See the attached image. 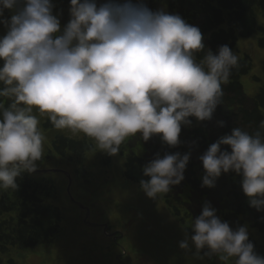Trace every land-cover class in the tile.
Listing matches in <instances>:
<instances>
[{
    "label": "clouds",
    "instance_id": "clouds-1",
    "mask_svg": "<svg viewBox=\"0 0 264 264\" xmlns=\"http://www.w3.org/2000/svg\"><path fill=\"white\" fill-rule=\"evenodd\" d=\"M23 4L17 9V5ZM52 0H0V189H16L23 172H35L43 158L44 135L33 115L47 113L57 130L92 138L100 151L117 155L139 134L180 143L182 126L211 120L239 57L223 45L204 52L198 27L179 15L153 12L144 4L71 0V19L61 26ZM5 10L13 12L10 19ZM230 147L231 152L222 150ZM204 187L222 175H241L250 205L264 208V121L249 134L239 127L210 145L200 157ZM190 154H159L143 169L141 190L152 199L184 180ZM190 237L180 243L197 257L217 256L224 264H264L246 227L233 230L206 203ZM206 250V251H205Z\"/></svg>",
    "mask_w": 264,
    "mask_h": 264
},
{
    "label": "rangeland",
    "instance_id": "rangeland-1",
    "mask_svg": "<svg viewBox=\"0 0 264 264\" xmlns=\"http://www.w3.org/2000/svg\"><path fill=\"white\" fill-rule=\"evenodd\" d=\"M101 1L104 4V0H99V3ZM108 2L109 0L106 3ZM112 2L119 3L116 0ZM99 3H97L98 6ZM52 4L54 5L53 14L60 19L61 26L67 25L71 19V0H52ZM160 5L161 10L164 11L167 0H160ZM3 29V34L6 35L7 29L4 25ZM256 37L253 36L248 40L237 39L233 51L239 57V62L245 55L249 56V60L251 59L253 69L251 68V73L242 80L249 96H253L258 91V86L253 82L252 77L264 76V70H260L264 61V48L258 46L259 38ZM262 81L264 82V77ZM32 114L39 120V128L44 135L43 158L37 163L36 170L60 172L41 175L26 171L21 175H28L31 178L44 176L48 180L52 179L51 182L55 184V193L50 201L59 206L65 215L61 223L63 232L53 240L52 244L37 247L36 250L35 248L29 250L12 248L7 255L3 256L4 262L14 259L17 264H99L95 254L102 253L107 260H113L112 264H208L204 259L197 257L195 246L190 240L189 251L180 248V243L186 239V231L191 228L194 219L202 214V209H195L197 213L194 217L185 220V224L180 226L166 204V195L172 198L181 195L182 202L200 198L204 205L211 203V207L216 210L222 221L229 223L233 230L246 227L249 237L264 249V231L253 228L252 224L244 220L235 219L233 222V218L228 219L224 216L229 214V208L233 206V199L230 197L233 177L229 173L222 174L216 180L215 187H204V193L193 191L188 185V177L184 175V180L179 185L173 186L170 192L152 199L135 185L126 182L122 178V173L125 159L130 155L143 158L147 165L158 154L163 157V154L172 146L163 142L159 136H153L147 142H144L139 134L130 136L124 141L125 148L120 149L117 155H112V165L104 168L103 164H94L95 160L97 163L100 162V157L91 156L90 164L94 165L89 167L85 160L78 156L68 160L55 152H48V148H51L53 130L71 138L83 137L85 134L74 133L70 129L57 130L52 123L49 128H45V123L49 119L48 114H41L36 109ZM208 122L218 123L215 119ZM90 141L96 143L92 138ZM95 147H97L96 153L104 156L97 144ZM204 153L202 149L194 147L185 150V154H190V162L193 163L196 175L200 178L206 175L200 159ZM85 165V168L92 173L91 175L86 173L87 178L81 181L77 171ZM66 173L74 178L71 189L73 198L88 207L83 211L70 202L67 192L69 181ZM233 179L242 183L243 177ZM4 191L7 190L4 189ZM186 212L187 209H184L183 215ZM105 225L108 228H104ZM131 226L133 230H129ZM118 231H122L123 239L114 241L113 237L118 234ZM126 235L129 237L125 238ZM133 243L137 244L143 252L139 253L135 250ZM219 262L222 263L220 260ZM229 264H234V261H230Z\"/></svg>",
    "mask_w": 264,
    "mask_h": 264
},
{
    "label": "trees",
    "instance_id": "trees-1",
    "mask_svg": "<svg viewBox=\"0 0 264 264\" xmlns=\"http://www.w3.org/2000/svg\"><path fill=\"white\" fill-rule=\"evenodd\" d=\"M120 1L132 4L142 3L153 12L162 11L160 0H142L140 3L132 0ZM96 2L99 3V0ZM99 4L102 5V1ZM22 7V3L17 5V9ZM164 12L179 15L186 23L200 29L204 37L205 50L198 54V60L203 58L207 50L218 54L219 48L223 45L229 46L234 51L238 38L247 39L258 35L260 37L259 44L264 47V24L259 20L260 14L264 17V0H167ZM12 14L13 12L5 10L4 17L10 19ZM3 33V24L0 23V37L4 36ZM249 70L250 66L244 60L240 66L232 70L229 82L222 85L223 97L212 117L218 123H209L208 120L198 121L195 117H191V124L182 126L180 143L175 147L168 148L163 156L177 153L183 156L185 150L191 147L206 152L210 145L216 143L221 137L230 135L233 129L238 127L249 134H254L259 129L260 122L264 121V82L258 87L256 94L248 96L244 91L241 78L246 76ZM259 80L261 78L257 77L256 81L260 82ZM2 87L4 85L0 84V88ZM13 102L14 98L0 97V105H3L4 108H8ZM50 125L51 122L48 120L45 123V128ZM53 139L52 147L62 158L71 160L75 156L86 157L85 161L90 163L91 158L89 159V157L99 156L100 164L106 162L103 161L106 160V157L96 155L97 148L86 135L71 138L61 133H55ZM123 145L124 143L121 147ZM124 148L125 146L121 150ZM222 150L231 152L230 147L227 146H222ZM109 163L110 159H107L105 164ZM146 165L143 158L136 155L128 156L123 164L124 178L140 184L141 180L148 179L143 173ZM193 167V163L189 161L184 172L189 176L188 185L193 191L204 193V188H201L203 181L199 180ZM78 173L82 177L85 170L78 169ZM229 175L233 178L241 177L235 172H230ZM233 178H231L230 189L233 206L232 208L228 207L230 212L224 216L228 219L233 218V222L235 219L237 221L244 220L252 224L253 228L264 231V208L257 210L252 207L249 198L243 192L241 181L236 182ZM16 183L18 185L16 189H7V191L0 189V253L2 254L15 246L27 248L43 244L57 233L58 221L62 216L60 210L50 201L55 189V184L51 181H36L26 178L17 179ZM177 196L181 198V195ZM168 202L176 215H180V217H182V211L187 209L186 220L194 217V214L197 213L195 209L201 210L205 206L200 198L182 202L177 197ZM181 221L185 222L184 219ZM188 234L189 236L193 234L191 228L188 230ZM249 240L253 243L256 253L264 257V249L254 239L249 237ZM201 255L208 264H224L219 262L217 256L209 258L204 252H201ZM0 264H4L1 256Z\"/></svg>",
    "mask_w": 264,
    "mask_h": 264
}]
</instances>
